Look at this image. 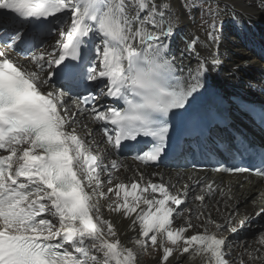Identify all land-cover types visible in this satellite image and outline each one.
<instances>
[{"label":"snow or ice","instance_id":"1","mask_svg":"<svg viewBox=\"0 0 264 264\" xmlns=\"http://www.w3.org/2000/svg\"><path fill=\"white\" fill-rule=\"evenodd\" d=\"M177 23L168 0H0V264H138L149 247L161 252L158 264H173L174 252L177 262L188 254L199 264H264V231L238 251L227 235L250 217L236 224L205 212L214 182L189 176L180 190L160 171L150 174L159 182L139 169L128 182L117 175L129 171L126 151L159 168L170 114L217 63L198 61L185 75L170 53ZM89 86L113 102L98 104ZM214 171L264 178V153L251 167ZM220 196L227 207L231 189ZM105 212L129 221L132 246Z\"/></svg>","mask_w":264,"mask_h":264},{"label":"bare ground","instance_id":"2","mask_svg":"<svg viewBox=\"0 0 264 264\" xmlns=\"http://www.w3.org/2000/svg\"><path fill=\"white\" fill-rule=\"evenodd\" d=\"M157 2L159 3L160 0H157ZM168 2L171 5L172 13L178 18L174 34L170 37L169 41L170 53L175 57L178 67L184 70V74L187 75L189 68H195L198 61L211 60L213 56L217 59L215 66L211 63L208 64L209 70L203 77L204 87L199 89L195 94H201L211 87H224L225 90L228 88L227 91L230 92L237 89L249 97H256L259 94L262 95L264 92V33L259 30L264 29V4L261 3V0H218V2L213 0V2L218 5L217 8H214L215 10H212L215 11L213 17H218L217 21L222 24L221 29L215 31V42L209 40L208 34L201 33L200 30H198V21L185 12L187 8L185 10L182 9V2L180 0H168ZM212 13L213 12H211V14ZM234 15L237 19H234ZM231 24L237 26V32L230 33V31H228V28L232 26ZM243 24H249L250 27H246ZM255 33L259 35L260 39L257 38ZM56 39L57 38H54V40L49 41V43L54 44ZM235 39H242V42L238 43ZM192 41H196L195 45L192 49H189L188 44ZM241 45L247 49L240 48ZM241 51L242 56L239 55ZM241 76H244V82H251L254 90L248 87L247 85L250 86V84L247 83L245 86L240 87L242 81L238 78ZM234 79H238L239 82ZM250 89L252 92H250ZM93 91H95L98 96L100 95L98 86L93 87ZM98 101L99 99H97V103ZM82 119L88 124L89 128L93 130L99 127V125L90 121L87 116L82 117ZM104 146L105 145L101 144V147ZM120 160L129 169L128 172H125L124 169L121 168L120 172L117 174L125 182H128V177L133 176L137 169L143 171L146 178L153 180V182H159L160 178L151 176V172L160 171L163 173L165 182L170 181L180 190L183 189L185 184L192 183L188 179L189 176L193 179L204 177L205 182H214V187L216 188V192L213 196L206 197L205 212L207 214H211L218 222H223V217L230 213L233 215V222L236 224H238L239 220L242 218L250 217L247 223L242 227H238V229L253 226L257 217L264 223V218H262L264 214H262V217H259L261 215H256L259 208L263 207L264 195L262 194H264V187L261 185L260 179L254 178L251 175L227 176L211 171L200 172L190 169L170 171L162 168L154 169L145 167L129 157H122ZM102 179L106 178L102 177ZM106 188L107 185H105V190ZM221 188L225 191L229 188L231 189L232 199L228 201L227 207L225 205L227 198L220 196ZM217 209H219V211H217ZM105 215H110L117 220V226L123 233L121 240L127 244V246H132L129 243V239L133 235L128 229L129 221L116 213L109 214L105 212ZM176 223L178 224L180 221ZM262 226L261 231H264V224ZM231 234L232 233L227 234L228 238L231 242H234L236 246L235 250L237 251L239 250L240 244L246 243L250 247L257 246V241L254 238L258 233L252 238L250 237V239L242 240L238 243L234 237H231ZM144 252L146 253V251ZM144 252L138 255V264H158L160 255L153 256L148 260L146 256L143 255ZM177 255L178 253L174 252L173 257H170L173 264H199L198 261L189 259L188 254H184L177 262L175 259Z\"/></svg>","mask_w":264,"mask_h":264},{"label":"rangeland","instance_id":"3","mask_svg":"<svg viewBox=\"0 0 264 264\" xmlns=\"http://www.w3.org/2000/svg\"><path fill=\"white\" fill-rule=\"evenodd\" d=\"M182 3H181V7H182V9H186L185 10V12L190 16V17H192V18H194L195 20H197L198 22H197V28H198V30H200V32L201 33H206V34H208V32H209V30H210V25H211V23H212V20L213 19H215V21H216V26H215V31L217 30V29H221V27H222V24L219 22V21H217V19H218V17H216V18H214L213 17V14L215 13V11H212V10H215L214 8H217L218 7V5H216L214 2H213V0H195V7H193L192 6V4H193V0H180ZM216 2H218V0H216ZM212 3H213V5H212ZM208 4V5H207ZM206 5V6H205ZM216 5V6H215ZM188 6V7H187ZM209 7H211V8H209ZM190 11V13H189V11ZM197 10V11H196ZM210 12V13H209ZM211 12H213L212 14H211ZM194 13V14H193ZM219 13H220V11H219ZM197 19H196V18ZM213 17V18H212ZM209 18H211V19H209ZM228 23V22H227ZM200 24V25H199ZM232 26L231 27H229L228 28V31H230V33H235V32H237V26L236 25H234V24H231ZM243 25H245L246 27L247 26H249L250 27V25L249 24H243ZM219 27V28H218ZM244 30V29H243ZM257 30H259V29H257ZM245 31V30H244ZM260 32H262V33H264V29L263 30H259ZM247 34V33H246ZM57 36L58 35H56V36H54L53 37V39H51V40H54V38H57ZM259 39V38H258ZM50 40V41H51ZM238 43H241L242 42V39H235ZM240 48H245V47H243L242 45L240 46ZM245 49H247V48H245ZM242 50H244V49H242ZM249 51V50H248ZM240 56H242V51H241V53L239 54ZM213 73V72H212ZM221 78V77H220ZM231 78V77H230ZM231 79H233V78H231ZM240 81H242V84H241V86L240 87H243V86H245V84L247 83V84H250V86L249 85H247L248 87H250L252 90H254L253 89V85L251 84V82H244V76H241V77H239L238 78ZM238 79H234V80H236L237 82H239V80ZM203 83H204V80H203ZM249 89V88H248ZM251 89H250V92H252L251 91ZM250 92H247V93H250ZM264 223H261V224H254L253 226H249V227H247V228H240V229H238V231L236 232V233H232L231 234V237H234L235 238V240L237 241V243L239 242V241H242V240H246V239H250V237L252 238L253 236H255L257 233H259L260 231H261V229H262V225H263ZM258 230V231H257ZM246 236V237H245ZM153 252V253H152ZM161 252L159 251V253H158V251H154L151 247H149L147 250H146V253L144 252V254L143 255H145L146 256V258L148 259V260H150L151 259V257H153V256H158V255H161L160 254Z\"/></svg>","mask_w":264,"mask_h":264}]
</instances>
